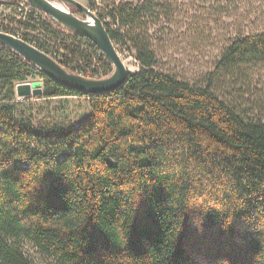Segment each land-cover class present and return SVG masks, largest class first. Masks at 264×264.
<instances>
[{
  "label": "trees",
  "instance_id": "16d2710c",
  "mask_svg": "<svg viewBox=\"0 0 264 264\" xmlns=\"http://www.w3.org/2000/svg\"><path fill=\"white\" fill-rule=\"evenodd\" d=\"M87 1L138 70L113 91L84 94L0 45V264H36L25 242L48 264H264V102L255 116L214 92L222 78L257 96L243 85L246 66L264 62V29L233 38L190 82L161 69L152 48L159 0ZM35 14L32 31L73 42L59 45L66 69L112 72L103 56L92 62L90 41L83 50L84 37ZM33 78L37 98H87L62 106L77 125L34 124L46 106L15 95Z\"/></svg>",
  "mask_w": 264,
  "mask_h": 264
},
{
  "label": "rangeland",
  "instance_id": "374dc122",
  "mask_svg": "<svg viewBox=\"0 0 264 264\" xmlns=\"http://www.w3.org/2000/svg\"><path fill=\"white\" fill-rule=\"evenodd\" d=\"M76 1L89 7L87 0ZM104 1L107 4L119 2L136 4L139 0ZM159 1L164 4V9L155 24L150 25L152 48L160 57L161 69L174 72L190 82L212 70L218 56L231 44L233 38L238 35L258 33L264 29V0ZM97 2L103 4L101 0ZM116 50L130 72L138 70L130 49ZM246 68L250 73V81L243 87L249 86V92L256 91L257 96L249 97L245 92L247 88H241L240 85L232 89L229 79L222 78L214 85V92L229 105L236 106L238 110L246 108L248 113L253 111L252 115L261 116L258 112L263 110L262 106H264L259 105V102H264V62ZM37 80V78L28 79L29 83H37L34 87L39 85V82H35ZM28 98L24 100L41 102L46 106L43 107V112L35 113L34 124H49V126L62 123L77 125L79 119L72 115L64 117L67 111L71 110L70 106L68 110L62 106L65 103L84 105L87 100L84 97H66L46 101L32 95ZM83 111L86 114L88 112L85 106ZM22 246L36 264H48L28 243L25 242Z\"/></svg>",
  "mask_w": 264,
  "mask_h": 264
},
{
  "label": "water",
  "instance_id": "95a60500",
  "mask_svg": "<svg viewBox=\"0 0 264 264\" xmlns=\"http://www.w3.org/2000/svg\"><path fill=\"white\" fill-rule=\"evenodd\" d=\"M26 1L70 31L93 41L111 64L112 72L108 76L98 79L81 76L69 71L27 42L3 32H0V45L20 55L40 72L59 84L84 94L99 95L110 92L121 87L126 82L130 71L116 50L103 23L89 7L76 0ZM36 84L25 82L16 85V97L40 95L42 93V85L39 82L38 87H34Z\"/></svg>",
  "mask_w": 264,
  "mask_h": 264
},
{
  "label": "built area",
  "instance_id": "2783aa9c",
  "mask_svg": "<svg viewBox=\"0 0 264 264\" xmlns=\"http://www.w3.org/2000/svg\"><path fill=\"white\" fill-rule=\"evenodd\" d=\"M92 12L96 15L95 11ZM31 16L36 19L37 15L35 14V8L31 6L26 0H0V32L3 31L6 33H11V31H13L14 36L27 42L28 44L37 49L42 48L44 53H46L49 57H51L60 65L63 66V64H66L67 60L66 58L64 59V56H69L68 51L66 48L61 47L59 45L60 43L73 44V42H71L70 40L66 42L55 41L50 36L45 35L42 31H38L35 33L28 26V24H31L33 22ZM35 23L36 20L35 22H33V24ZM62 28L63 30H66V32H71L72 34L77 35V33L70 31L64 28L63 26ZM84 38L85 40L84 42H82L80 48H82L83 50L86 49V42L87 40L90 41V45L88 44V46L94 48L92 49L94 50V57H92V62H96V56L101 55L105 58L102 51L97 47V45L93 41H91L87 37ZM78 64L79 66H81V70L77 69L76 67V69L74 68V70L77 74L81 76L91 78L94 74L95 77L98 78L105 77L101 69L97 70L96 72H92L93 66L86 67L81 61H79ZM22 98L24 97H18V99Z\"/></svg>",
  "mask_w": 264,
  "mask_h": 264
},
{
  "label": "bare ground",
  "instance_id": "6f19581e",
  "mask_svg": "<svg viewBox=\"0 0 264 264\" xmlns=\"http://www.w3.org/2000/svg\"><path fill=\"white\" fill-rule=\"evenodd\" d=\"M92 11V10H91ZM81 17H83V15L81 14L80 15ZM64 27V26H63ZM65 28V27H64ZM19 29V28H18ZM67 29V28H66ZM69 30V29H68ZM1 32H3V31H1ZM3 33H6V32H3ZM6 34H9V35H12V36H14V34H13V31H11V33H6ZM82 36V35H81ZM14 37H16V36H14ZM82 37H84V36H82ZM17 38V37H16Z\"/></svg>",
  "mask_w": 264,
  "mask_h": 264
},
{
  "label": "flooded vegetation",
  "instance_id": "af4514ba",
  "mask_svg": "<svg viewBox=\"0 0 264 264\" xmlns=\"http://www.w3.org/2000/svg\"><path fill=\"white\" fill-rule=\"evenodd\" d=\"M79 15H81V14L79 13Z\"/></svg>",
  "mask_w": 264,
  "mask_h": 264
}]
</instances>
